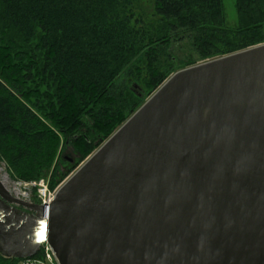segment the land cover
<instances>
[{
    "label": "water",
    "instance_id": "1",
    "mask_svg": "<svg viewBox=\"0 0 264 264\" xmlns=\"http://www.w3.org/2000/svg\"><path fill=\"white\" fill-rule=\"evenodd\" d=\"M44 242L58 264H264V43L171 73L46 209L0 184V256Z\"/></svg>",
    "mask_w": 264,
    "mask_h": 264
},
{
    "label": "trees",
    "instance_id": "2",
    "mask_svg": "<svg viewBox=\"0 0 264 264\" xmlns=\"http://www.w3.org/2000/svg\"><path fill=\"white\" fill-rule=\"evenodd\" d=\"M223 8V0H0V161L10 176L49 177L54 189L171 73L264 43V0H234L235 27ZM185 45L189 55L179 57ZM66 148L71 164L60 156Z\"/></svg>",
    "mask_w": 264,
    "mask_h": 264
},
{
    "label": "built area",
    "instance_id": "3",
    "mask_svg": "<svg viewBox=\"0 0 264 264\" xmlns=\"http://www.w3.org/2000/svg\"><path fill=\"white\" fill-rule=\"evenodd\" d=\"M0 184L13 198L27 202L37 203L45 209L53 201L57 185L50 189L44 180L24 181L12 178L6 165L0 161ZM39 254V256H37ZM18 264H58L53 251L46 242L42 243L39 252L31 258L21 259Z\"/></svg>",
    "mask_w": 264,
    "mask_h": 264
},
{
    "label": "rangeland",
    "instance_id": "4",
    "mask_svg": "<svg viewBox=\"0 0 264 264\" xmlns=\"http://www.w3.org/2000/svg\"><path fill=\"white\" fill-rule=\"evenodd\" d=\"M223 9H224V19H225V25L226 26H228V27H235L236 26V24H237V15H236V13H235V9H233L234 8V0H223ZM262 44V43H261ZM184 54H187V55H189V48L185 45V46H182V49L180 50V53H178V56L179 57H182ZM182 59V58H181ZM206 61V60H205ZM200 62H204V61H199L198 63H200ZM198 63H196V64H198ZM185 68V67H184ZM182 69V68H181ZM179 70V69H178ZM177 71V70H176ZM133 89L134 90H136V91H138L137 90V86H135V85H133ZM153 93V92H152ZM152 93H150V94H148V95H143V102L152 94ZM97 149V148H96ZM96 149H94L90 154H92ZM89 154V155H90ZM62 155V157H67V158H70L71 160H70V162H68V163H70L71 164V162H72V160H73V158L75 157L76 158V156H74L73 154H71V152H70V148H66V149H63V153H60V156ZM88 155V156H89ZM87 156V157H88ZM86 157V158H87ZM85 158V159H86ZM57 159V158H56ZM84 159V160H85ZM83 160V161H84ZM56 161V160H55ZM82 161V162H83ZM82 162H80L78 165H77V167L82 163ZM76 167V168H77ZM75 168V169H76ZM74 169V170H75ZM73 170V171H74ZM72 171V172H73ZM71 172V173H72ZM70 173V174H71ZM69 174V175H70ZM68 175V176H69ZM67 176V177H68ZM66 177V178H67ZM66 178H64L63 179V181L66 179ZM40 180V179H39ZM42 180H44L45 181V183H46V185L50 188V180H49V177L48 178H42ZM62 181V182H63ZM61 183V182H60ZM60 183L58 184V185H60ZM51 189V188H50Z\"/></svg>",
    "mask_w": 264,
    "mask_h": 264
}]
</instances>
